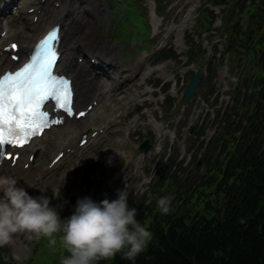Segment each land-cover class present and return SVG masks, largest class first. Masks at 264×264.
Here are the masks:
<instances>
[{
  "label": "rangeland",
  "instance_id": "obj_1",
  "mask_svg": "<svg viewBox=\"0 0 264 264\" xmlns=\"http://www.w3.org/2000/svg\"><path fill=\"white\" fill-rule=\"evenodd\" d=\"M61 5V0H58ZM108 0L112 7L113 23H112V34L116 42L129 43L133 45L135 39H138L141 43L145 41L146 47L148 48V41L153 35L152 28L148 23L147 13L143 10V7L150 11V5L148 4L151 0ZM157 1V0H156ZM207 0H158L160 3L159 10L162 13L160 17L161 25L159 32L151 39L150 52L148 59V65L145 71H147L152 65H156V57L159 52L153 53L155 49V42L161 37L162 34H168L169 37L166 39V47H173L178 53L177 56H170L168 59L160 61L165 69L171 73L169 76L164 78H157L156 74L150 76H144L136 83L134 88H131L129 94L134 90L139 92V98L136 100V104L129 107L128 112L123 115L120 119V123L112 125L109 136L107 138L99 139L98 144L92 149L82 148L80 151L72 154L66 159L62 160L55 168L43 173L40 178H37L35 170L24 172L19 168H16L9 174H21L25 178L31 181V188L41 193V187L47 188L46 195L52 196L51 203L57 205L59 208H66L67 203L75 202L72 206H69L68 216L75 210V204L77 199L82 196H91L94 200L99 198L100 193L96 190L93 181H97L102 187L107 186L108 191L104 192V198L115 199L118 196V189L127 188L129 193V202L132 206L138 208L142 207L144 200L143 197L154 198V193L151 191L152 186L156 181H160L161 178L167 173V169L176 171L178 178H180L185 185L189 186L194 181L196 175H201L204 171L203 166H196L195 157L201 156L205 150L212 156V160L216 159L219 151V146H210L209 143L206 146V142L209 141L213 130L215 135L219 130L217 123H210L214 116V110L217 108L225 107L228 100H232L233 96L229 92L231 85L234 84V80H228L227 75L230 74L235 77V72L229 70V67L222 65L217 75V85H219V98L210 99L208 102L204 101L203 97L209 93L212 88V81L208 79V76L201 82L196 98L193 99L187 107L185 104L182 105V95L187 83L190 78L188 67H192L193 64L189 61L187 50V40L193 38L196 44L203 42L208 47L210 56L208 59H219L217 51L225 52L226 44L222 41L223 38H228L227 34L223 30L218 31L217 34L214 32L205 36L200 37V27L197 22L198 11L201 8L209 5ZM83 11L82 17L87 20L86 25L91 30V44H94L98 39L109 40V32H106L102 28L103 22H105L107 16L110 18L111 9L105 5V0H75ZM173 2V3H171ZM152 3V2H151ZM214 7V3H211ZM58 7V6H55ZM217 11H220L219 17L217 18L216 26L219 25L221 20L220 15L222 14V8L215 6ZM230 10L227 11V14ZM97 15V17H94ZM177 15V17H176ZM176 17V21L173 23V19ZM236 19V17H235ZM235 19H232V23ZM31 19L29 18H18L13 19L14 25L11 19L5 22H11V30H22L23 33H30ZM185 24L183 31H179L178 25ZM174 25V26H173ZM109 26V25H108ZM173 26V27H172ZM133 31V35L130 36V32ZM210 38H215V46L219 49H213V44L210 43ZM112 39H110L111 41ZM113 42V41H111ZM116 50L118 58L123 60L125 64L131 65V60L135 58L138 61L145 52L135 53L132 48L127 44L117 45ZM228 46V44H227ZM221 51V52H222ZM222 52V53H223ZM151 54V56H150ZM204 70V67H203ZM192 72V71H191ZM168 78L170 81L164 83ZM165 85H164V84ZM152 86L153 90L148 91V86ZM165 87H168L164 89ZM168 96L170 99H168ZM199 101V102H198ZM114 101L113 103H115ZM231 102V101H229ZM107 104L106 110L112 109L114 104ZM139 115L141 117V124L133 125V116ZM181 117L179 118V116ZM132 116V117H131ZM153 118L158 124L161 135L158 133L154 134L151 131L152 126L149 124V120ZM182 119V120H181ZM208 124L206 135L199 137L198 132L201 130L203 125ZM217 126H216V125ZM120 125L131 126L132 132L130 135L125 137V141L129 145V151L135 154L139 160V166L136 163L128 162L124 158L120 157L118 161H115L112 166L107 163L106 156L111 154L112 156H119V152L113 148L111 149V142L116 140L117 134L116 129ZM186 135V138L182 144L181 138ZM149 137L152 143H156L157 136H161L158 139V148L161 149L160 153L156 152L153 148V154L151 158L142 159V153H140L139 145L144 138ZM174 140H176L174 142ZM174 142V143H173ZM172 148V149H171ZM171 150L173 153L168 159V163L163 165L164 168L159 169V165L164 161L163 153ZM46 152L37 158V163L40 166H46L49 159L52 156L51 146ZM159 158V159H157ZM182 161L181 169L177 165L178 162ZM120 162V163H119ZM80 163V166L78 164ZM111 163V162H110ZM116 166V167H115ZM114 168V169H113ZM71 169L72 173L68 181L61 179L62 175H65L68 170ZM111 169L115 175H110ZM77 170H80L79 174ZM160 170L158 174L156 171ZM118 175H117V174ZM117 175V176H116ZM173 182V180L171 181ZM178 182L174 184L178 186ZM52 192L57 193L56 197H60L62 202L57 203L56 197ZM73 199L70 201V197ZM101 196V195H100ZM103 198V199H104ZM146 199V198H145ZM40 237L33 236L29 238L27 233H18L14 237V241L11 244L14 253H18L23 257L21 261H17L15 258L13 264H25L29 263L32 251L35 250L37 257L41 259H52V256L47 253L44 246L37 245L33 248L34 242L38 241ZM22 246V248H20ZM20 249V250H19Z\"/></svg>",
  "mask_w": 264,
  "mask_h": 264
},
{
  "label": "trees",
  "instance_id": "obj_2",
  "mask_svg": "<svg viewBox=\"0 0 264 264\" xmlns=\"http://www.w3.org/2000/svg\"><path fill=\"white\" fill-rule=\"evenodd\" d=\"M251 4L232 39L250 60L241 115L225 133L220 160L174 195L172 210L150 207L153 239L135 264H264V0ZM99 264L133 262L118 254Z\"/></svg>",
  "mask_w": 264,
  "mask_h": 264
},
{
  "label": "clouds",
  "instance_id": "obj_3",
  "mask_svg": "<svg viewBox=\"0 0 264 264\" xmlns=\"http://www.w3.org/2000/svg\"><path fill=\"white\" fill-rule=\"evenodd\" d=\"M18 181L15 175L0 173V248L11 245L18 233H27L29 238L59 234L66 252L60 264H99L118 254L135 264L153 239L152 230L137 218L138 209L130 204L126 187L117 190L115 199L79 197L72 214L62 217L51 203L52 196L45 194L47 188L41 187V193L34 196ZM157 208L168 214L172 197L160 196ZM13 255L17 261L23 259L18 253Z\"/></svg>",
  "mask_w": 264,
  "mask_h": 264
},
{
  "label": "snow or ice",
  "instance_id": "obj_4",
  "mask_svg": "<svg viewBox=\"0 0 264 264\" xmlns=\"http://www.w3.org/2000/svg\"><path fill=\"white\" fill-rule=\"evenodd\" d=\"M58 43V27H53L28 62L16 71L0 73V147L23 145L42 130L48 120L42 104L49 97L66 114L72 113V80L53 71L60 56Z\"/></svg>",
  "mask_w": 264,
  "mask_h": 264
},
{
  "label": "bare ground",
  "instance_id": "obj_5",
  "mask_svg": "<svg viewBox=\"0 0 264 264\" xmlns=\"http://www.w3.org/2000/svg\"><path fill=\"white\" fill-rule=\"evenodd\" d=\"M29 1V0H27ZM70 2V3H69ZM28 3H32V2H28ZM48 3L46 1V4H44V6L46 8H48ZM34 4H41V2H34ZM63 4V8H61L59 10V13L56 12V13H48L46 16H45V23L43 25H40V23H35V22H32L31 23V27H30V33H23L20 37V41H21V44H22V47L23 48H29L32 43L34 42V40L44 31L46 30L52 23L53 20L57 19V21H61V23H63L64 27L65 28H68L69 30H75L77 32V34L75 35V38L74 40L72 41H68V38L66 36V34L64 33V37H63V49H64V56H63V60H62V67L64 69H67L70 71V73H72L76 80H77V83H78V89H79V98H78V103L80 104V102H82L83 100H86L88 98V95L86 94L88 92V90H86L85 86L87 88L91 87V86H87V85H91V83H84L83 82V78H82V67H80V65L78 64H74V62L72 60L69 59V55L65 52L67 51V47L68 45H76V46H84L88 43V40L91 39V36H90V33H91V30L88 26H85V27H79L80 31L73 27L72 26V23H73V20H72V16H70V11H73V8H72V0H66V2H62ZM69 9V14L66 16V11L65 10H68ZM74 15V14H73ZM155 24H158V21L155 19L154 20ZM3 22L0 20V24H2ZM47 24V25H46ZM2 30V28H0V31ZM17 35H19L17 32L13 33L12 31L11 32H8L7 34V37L5 38H2L1 35H0V42L3 44L6 43V41L8 39H12V38H15ZM100 48H105V45L103 43L99 44ZM21 54L23 56H25V52H21ZM69 54H71V52H69ZM141 62L144 61V58H141L140 60ZM13 62L10 60V58L6 57V55H2L0 57V72L4 69H6V67H9L11 66ZM153 70L155 71H158L160 73H163V67L161 65H158V66H155L152 68ZM103 94H106V93H103ZM102 95V94H101ZM107 101L103 102L101 105H99V108L100 106H102L103 104H105ZM123 107H126L127 106V102H123L122 103ZM110 116V114L108 113H100L99 116H98V120H101V119H104L102 120L101 123H106L107 122V119L108 117ZM76 122V121H74ZM66 126H68L69 128L71 129H77L81 126L77 125V123H68ZM87 126H82L79 130V132H82L83 130L86 131V128ZM102 127V126H100ZM128 129V127H123L120 129V132H126ZM62 130V129H61ZM44 135L41 137L43 138ZM55 137H56V144H59V145H62L63 142H68V145H70V142L73 141V136H70L68 133H66L65 135L62 134L61 131H57V133L55 134ZM45 138V137H44ZM44 144V141H39L37 142L36 144L33 145V149H38L40 150V153H42V145ZM119 149H121V147L118 145ZM112 159V158H111ZM4 165H2L0 167V173H3V171L1 170L3 168ZM7 167V166H6ZM10 167V166H9ZM69 173L71 172V170L68 171ZM11 175H15L16 177L19 178V181L18 183L25 186L27 188V190L29 192H34V196L37 194V191H34V189L31 188V186L27 183L26 181V178L25 176H22L20 174H11ZM68 175V174H67ZM32 185V184H31Z\"/></svg>",
  "mask_w": 264,
  "mask_h": 264
},
{
  "label": "water",
  "instance_id": "obj_6",
  "mask_svg": "<svg viewBox=\"0 0 264 264\" xmlns=\"http://www.w3.org/2000/svg\"><path fill=\"white\" fill-rule=\"evenodd\" d=\"M199 79H200V74L199 73H197L195 76H194V78L191 80V82H190V84H189V86H188V88H187V90H186V93H185V95H186V97L189 99L191 96H192V94L194 93V91H195V89H196V86H197V84H198V82H199ZM147 148V147H146ZM145 148V149H146Z\"/></svg>",
  "mask_w": 264,
  "mask_h": 264
}]
</instances>
